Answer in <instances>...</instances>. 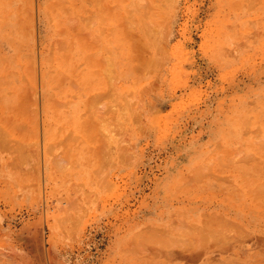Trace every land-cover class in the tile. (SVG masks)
Here are the masks:
<instances>
[{"label":"rangeland","instance_id":"1","mask_svg":"<svg viewBox=\"0 0 264 264\" xmlns=\"http://www.w3.org/2000/svg\"><path fill=\"white\" fill-rule=\"evenodd\" d=\"M263 187L264 0H0V264H143L205 230L240 244L190 205L257 210Z\"/></svg>","mask_w":264,"mask_h":264},{"label":"crops","instance_id":"2","mask_svg":"<svg viewBox=\"0 0 264 264\" xmlns=\"http://www.w3.org/2000/svg\"><path fill=\"white\" fill-rule=\"evenodd\" d=\"M44 41L46 38L44 37ZM43 73L46 83V89L43 88ZM41 80V106L44 111L45 118L50 107V93L51 85L49 82L48 72L46 66L44 70L40 72ZM237 90V86L223 87L221 93H232ZM45 98L47 100L48 110H44ZM69 108L71 117L74 115V111L77 109V101L74 97L70 98ZM209 106L205 104L207 109ZM206 119V124L212 125L213 122ZM45 122V120H43ZM47 123H44L46 126ZM222 183L218 180H209L204 188L207 191L213 192L214 195H219V192L226 189ZM219 191V192H218ZM261 209H251L250 204L246 199H239L237 197L232 198H210L192 203L190 206L191 214L193 217H197L199 221H209L211 217L224 218L229 226L235 230H240L244 233V240L237 243V237L233 234L229 236L221 233L220 231L205 230L204 237L208 239L204 245H195V242H188L181 245L180 248L166 251L165 256L154 257L146 259L143 264H152L153 260L163 259L165 264H264V199ZM257 215L261 222L259 223L260 233H252L251 224L248 223V218L251 215ZM201 233V231H200Z\"/></svg>","mask_w":264,"mask_h":264},{"label":"bare ground","instance_id":"3","mask_svg":"<svg viewBox=\"0 0 264 264\" xmlns=\"http://www.w3.org/2000/svg\"><path fill=\"white\" fill-rule=\"evenodd\" d=\"M94 3H95V4H97L98 2H97V3H96V2H94ZM99 3H100V2H99ZM76 25H78V24H76ZM263 188H264V187H263ZM263 188H262V189H263ZM260 193H261V192H260ZM259 197H261V196H259ZM262 198H263V197H262ZM263 199H264V198H263ZM261 201H262V200H261ZM258 231H259V230H258Z\"/></svg>","mask_w":264,"mask_h":264}]
</instances>
